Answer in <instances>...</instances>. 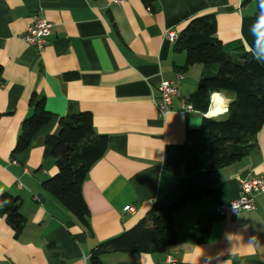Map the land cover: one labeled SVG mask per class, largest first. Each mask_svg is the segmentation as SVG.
I'll list each match as a JSON object with an SVG mask.
<instances>
[{"label":"crops","instance_id":"1","mask_svg":"<svg viewBox=\"0 0 264 264\" xmlns=\"http://www.w3.org/2000/svg\"><path fill=\"white\" fill-rule=\"evenodd\" d=\"M155 8L151 13L139 0H0V194L19 198L26 220L16 234L0 216V264H90L97 245L132 228L179 181L187 131L198 130L203 117L225 116L231 99L224 93L227 104L209 98L220 114L210 115L209 107L207 116L184 113L173 98L169 113L159 116L154 100L162 81L189 98L218 70L184 68V53L175 52L164 34L178 36L192 18L213 14L224 49L248 52L240 27L257 14L256 0H156ZM33 13L52 24L42 50L22 40ZM33 93L44 98L53 118L12 159ZM70 111L90 113L94 132L107 138L106 151L81 185L88 232L40 186L57 172L42 141L56 134L58 118ZM249 172L264 177V127L246 157L220 170L212 197L174 213L173 245L161 253L107 254L102 264H168V257L173 264H264V193L252 212H218L237 199L239 181ZM127 206L134 212H124Z\"/></svg>","mask_w":264,"mask_h":264},{"label":"trees","instance_id":"2","mask_svg":"<svg viewBox=\"0 0 264 264\" xmlns=\"http://www.w3.org/2000/svg\"><path fill=\"white\" fill-rule=\"evenodd\" d=\"M139 1L149 12H155L156 0ZM256 6L257 14L241 22L240 33L248 46L253 43L250 25L264 11V2L256 0ZM174 51L184 53V68L218 67L216 75L201 79L189 97L194 110L203 114L208 111L210 91L230 97L228 110L223 118L203 117L198 130L187 131V159L179 181L132 228L97 245L91 251L90 264H102L101 258L107 254L161 253L173 245L177 240L171 227L174 213L188 203L212 197L220 170L246 157L255 146L257 133L264 127V63L256 62L249 52H227L216 38L213 14L192 18L178 34ZM28 106L31 112L20 124L12 159L25 151L32 138L53 118L46 110L44 98L36 93L31 95ZM42 145L57 169L52 177L41 182L42 190L88 232L89 212L81 185L106 151V136L94 132L90 113L70 111L58 118L56 134L46 136ZM19 205V198L0 194V216L16 234L26 223Z\"/></svg>","mask_w":264,"mask_h":264},{"label":"built area","instance_id":"3","mask_svg":"<svg viewBox=\"0 0 264 264\" xmlns=\"http://www.w3.org/2000/svg\"><path fill=\"white\" fill-rule=\"evenodd\" d=\"M123 0H114V2H121ZM52 24L43 19L38 13L31 14L29 23L25 27V32L22 36V40L29 46L35 47L37 50H42L48 43V37L51 34ZM165 39L174 43L177 39V35L173 31H167L164 34ZM176 79L181 80L182 75L177 73ZM159 97L154 100V105L157 109L159 116L164 117L170 111L171 101L176 98L182 112L191 113L194 112V108L189 101L188 97L183 96L180 93V88L172 81H162L158 87ZM211 103L209 104V108ZM204 113V116H207ZM12 165H17L15 160L11 161ZM16 186L20 189L22 187L19 181L16 182ZM264 193V177H261L254 173H248L243 179L239 181L238 197L235 201L227 206H221L219 208L220 215H238L239 213H249L255 209V198L257 195ZM124 212L133 213L134 208L127 206L124 208ZM168 264H173V260L168 257L166 259Z\"/></svg>","mask_w":264,"mask_h":264},{"label":"clouds","instance_id":"4","mask_svg":"<svg viewBox=\"0 0 264 264\" xmlns=\"http://www.w3.org/2000/svg\"><path fill=\"white\" fill-rule=\"evenodd\" d=\"M262 2H264V0H262ZM249 31L253 37V43L248 46L247 51L256 62L264 63V11H261L253 24L250 25ZM209 95L213 104L217 101L222 104L228 103L227 98L221 92L210 91ZM227 110V107L223 108V112H227ZM221 111L219 106H216L213 110V106L210 105V115L220 114Z\"/></svg>","mask_w":264,"mask_h":264}]
</instances>
